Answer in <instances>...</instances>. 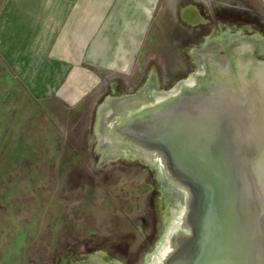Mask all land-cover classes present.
I'll use <instances>...</instances> for the list:
<instances>
[{"label":"water","instance_id":"obj_1","mask_svg":"<svg viewBox=\"0 0 264 264\" xmlns=\"http://www.w3.org/2000/svg\"><path fill=\"white\" fill-rule=\"evenodd\" d=\"M151 4L161 54L98 105L144 226L54 210L14 264H264V12Z\"/></svg>","mask_w":264,"mask_h":264},{"label":"rangeland","instance_id":"obj_2","mask_svg":"<svg viewBox=\"0 0 264 264\" xmlns=\"http://www.w3.org/2000/svg\"><path fill=\"white\" fill-rule=\"evenodd\" d=\"M13 1L22 0H0V17ZM23 1L16 6H30ZM31 2L39 10L33 38L22 36L28 42L16 55H28L30 64L39 48L56 56L64 43L75 58L71 71L80 67L86 74L79 84L67 76L36 94L15 70L16 35L0 30V264H14L54 210L144 226L98 105L161 54L151 0L133 24L124 17L114 22L120 33L132 24L119 43L107 35L106 14L94 18L101 5ZM249 2L264 12L260 0ZM45 62L43 70L52 72ZM87 74L91 84L83 83Z\"/></svg>","mask_w":264,"mask_h":264},{"label":"crops","instance_id":"obj_3","mask_svg":"<svg viewBox=\"0 0 264 264\" xmlns=\"http://www.w3.org/2000/svg\"><path fill=\"white\" fill-rule=\"evenodd\" d=\"M23 1V0H22ZM22 1H13L10 3L9 8L5 9V12L2 14L0 17V30L2 35H16L14 38V51L15 53V70L18 71V74L21 76L23 81L29 85L32 90L38 94L41 95L43 90H48L52 91L53 86L51 85L52 83L59 82L62 80V78L68 76V83L69 84H76V83H81V80L77 82L79 78H81V74L84 72L86 74V70L80 69V67H73L75 68L74 71H71L72 68H70V65L75 58L72 57V54L65 49L64 43H62L63 46L60 47V51L58 54H53L50 57H47L46 51L48 50L47 48L45 49L44 47V53L40 52H35L34 54L31 55L30 57V64L27 62L28 55L27 56H22L19 57L17 56V50L19 49L18 45H21L23 42L27 45L28 41L22 40V36H32V27L30 25L35 24L34 17L38 14V6L37 4H32L31 0H27L26 4H29L30 6L26 7L25 9L19 6H16V4L22 3ZM34 1V0H33ZM146 0H40V3H86V4H95V5H101L100 7V15L98 14L99 7L96 6V12H93L94 18H102L104 14L108 17V23H107V29L109 32L107 35L113 33V37L116 38L117 36V42H118V37L121 35H126V39L128 37L129 30L133 24V21L136 19V16L139 13V10L141 8V5L145 2ZM262 3H264V0H260ZM24 2V1H23ZM14 4V5H13ZM32 5V6H31ZM127 6L126 9L123 8L124 6ZM25 12V13H23ZM20 17V18H19ZM120 17H124L125 19L131 21V26H129V30L126 32L120 33V30L116 31V28H111L114 26V22L118 20ZM22 18H26L28 20L27 23H22L20 20ZM130 25V24H128ZM112 29V30H111ZM18 37V38H17ZM33 38V36H32ZM123 42V46L126 42ZM29 40V39H28ZM34 39H32L33 42ZM63 42V41H62ZM119 43V42H118ZM122 46V48H123ZM11 51V49H9ZM123 50V49H122ZM38 51V50H37ZM112 52H115V50H111ZM10 58L11 54L9 53ZM78 57V59H77ZM27 58V59H26ZM17 59H21L22 62L17 61ZM76 59L79 61L80 57L76 55ZM82 59V58H81ZM103 59V58H102ZM102 59L101 62H102ZM107 58H105L106 60ZM60 60V63H58ZM76 60V61H77ZM85 60V59H84ZM51 62V68H53V71L46 72L43 70V66H41V62ZM75 61V62H76ZM45 62V63H46ZM74 62V63H75ZM86 62V60L84 61ZM102 62V63H106ZM79 65V64H77ZM93 76L92 75H86L83 83L84 84H91L93 82Z\"/></svg>","mask_w":264,"mask_h":264}]
</instances>
